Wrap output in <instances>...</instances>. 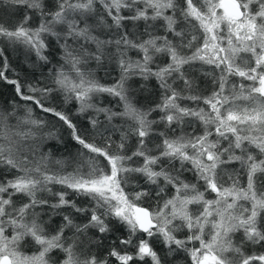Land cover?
I'll return each instance as SVG.
<instances>
[{
  "label": "snow or ice",
  "instance_id": "1",
  "mask_svg": "<svg viewBox=\"0 0 264 264\" xmlns=\"http://www.w3.org/2000/svg\"><path fill=\"white\" fill-rule=\"evenodd\" d=\"M0 83V264H264V0H0Z\"/></svg>",
  "mask_w": 264,
  "mask_h": 264
},
{
  "label": "trees",
  "instance_id": "2",
  "mask_svg": "<svg viewBox=\"0 0 264 264\" xmlns=\"http://www.w3.org/2000/svg\"><path fill=\"white\" fill-rule=\"evenodd\" d=\"M12 60H14L15 61V59H13V57H10ZM22 58L21 57H19V60H21ZM99 75L100 76H103V73L101 72V73H99ZM0 93H2L4 96H7V95H9L10 94V90H9V88L7 87V85H2L1 83H0ZM151 86V85H150ZM66 110H68L69 111V113L70 114H72V115H74L75 114V102L74 103H72L69 107H64Z\"/></svg>",
  "mask_w": 264,
  "mask_h": 264
},
{
  "label": "rangeland",
  "instance_id": "3",
  "mask_svg": "<svg viewBox=\"0 0 264 264\" xmlns=\"http://www.w3.org/2000/svg\"><path fill=\"white\" fill-rule=\"evenodd\" d=\"M11 57H13V59H15V60H19V57H21V58H23L22 57V54H20V53H12V55H11ZM22 60V59H21ZM155 82L154 81H152V82H150V85L152 86L153 84H154ZM2 84V83H1ZM2 85H4V84H2ZM1 86V85H0ZM8 88H9V86H7ZM9 90H10V88H9ZM57 102H59V101H57ZM74 103V102H73ZM72 104V103H71ZM71 104H68V105H64V107H69ZM75 107H76V105H75ZM75 112V111H74ZM187 179H191V177L190 176H188V177H186Z\"/></svg>",
  "mask_w": 264,
  "mask_h": 264
}]
</instances>
